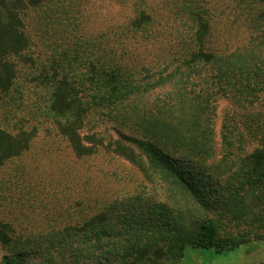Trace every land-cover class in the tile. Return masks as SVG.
Listing matches in <instances>:
<instances>
[{
  "label": "trees",
  "instance_id": "16d2710c",
  "mask_svg": "<svg viewBox=\"0 0 264 264\" xmlns=\"http://www.w3.org/2000/svg\"><path fill=\"white\" fill-rule=\"evenodd\" d=\"M58 2L0 0V93L11 89L18 60L30 48L26 17L31 11L54 7ZM197 20L192 35L194 47L185 51L182 65L193 69L189 74L192 72L200 89L216 88L244 113L223 120L222 148L228 155H234L232 149H241L231 163L227 155L215 161L214 134L206 119L209 96L187 89L184 72L188 69L167 72L166 67L165 72L158 73L156 85L143 83L121 58H116L115 50H106L110 59H102L100 52L106 53L101 47H86L91 55L74 62L84 70L79 84L72 81L74 64L51 68L49 110L57 118V133L76 157L103 149L154 177L169 197L185 201L186 207L193 200L191 205L212 208L206 193L213 179L223 177L221 188L237 225L255 231L250 229L240 237L222 230L215 220L198 216L191 218L190 228H185L180 223L181 212L173 217L163 204L140 209L128 206L118 211L112 208L79 226L37 236L16 234L10 224L0 222V248L7 250L0 264H180L189 249L222 255L249 242L251 239L245 238L249 234L256 241H264V111L245 115L256 107L254 95L263 84L257 78L263 74L248 70L245 57L209 50V26L201 16ZM148 21V16L141 13L129 24V32L146 31ZM155 87L169 89L156 111L146 113L139 108V99ZM102 117L120 126L109 141L87 130L92 118L97 123ZM31 139L28 133L11 134L0 129V167L21 156ZM214 185L220 186L219 182Z\"/></svg>",
  "mask_w": 264,
  "mask_h": 264
},
{
  "label": "rangeland",
  "instance_id": "374dc122",
  "mask_svg": "<svg viewBox=\"0 0 264 264\" xmlns=\"http://www.w3.org/2000/svg\"><path fill=\"white\" fill-rule=\"evenodd\" d=\"M38 10L31 11L26 17L31 45L18 60L15 82L10 90L0 93V129L11 134L24 132L32 137L30 146L21 156L0 167V222L10 224L16 234L37 236L79 226L112 208L118 211L128 206L140 209L150 204H163L173 217L181 212L180 223L185 228H190L191 218L198 216L215 220L222 230L237 236L250 229L255 231V228L237 225L236 215L229 210L226 194L221 188L224 186L221 176L218 180L213 179L206 193L212 208L205 209L196 203L191 205L193 200L188 201L186 207L185 201L169 197L154 177L146 176L136 166L103 149L84 158L76 157L57 133V118L49 110L51 88L48 78L54 65L74 64L78 57L87 60L91 54H87L86 47L98 46L106 53L100 52L102 59L109 58L106 50L113 49L116 58H121L141 82L156 85L158 73L165 72L166 67L167 72L188 69L182 65L183 57L189 47H194L192 35L196 31L197 17L201 16L209 26V50L220 55L233 53L245 57L248 70L263 74L257 78L263 86L259 85V93L254 95L256 107L245 115L263 112L264 2L59 0L54 7L47 5ZM141 13L149 18L146 31L129 32V24ZM72 67L75 69L72 81L79 84L84 70L78 64ZM191 70L184 72L187 89L209 96L206 119L214 134L215 161L217 163L227 155L231 163L240 155L241 149H232L234 155H228L222 148L220 132L224 117H235L243 112L228 97L221 96L216 88L200 89L192 72L189 74ZM168 89L152 88L139 99V108L146 113L156 111V105ZM103 119L94 123L92 118L87 130L91 129L109 141L116 137L115 131L120 126L116 121L105 122ZM125 133L129 132L125 130ZM214 182H219L220 186ZM245 238L251 240L238 248L241 254L251 251V257L264 260V241H256L253 234ZM6 253V249L0 248V258ZM186 254H200L206 262L216 257L212 251L189 249ZM227 258L233 259V253Z\"/></svg>",
  "mask_w": 264,
  "mask_h": 264
},
{
  "label": "flooded vegetation",
  "instance_id": "af4514ba",
  "mask_svg": "<svg viewBox=\"0 0 264 264\" xmlns=\"http://www.w3.org/2000/svg\"><path fill=\"white\" fill-rule=\"evenodd\" d=\"M230 253H233V259L227 258ZM230 253H224L222 255L215 254L216 257L212 258L209 262H206L200 254H189L180 264H264V260L251 257V251L246 254H241L240 249H238Z\"/></svg>",
  "mask_w": 264,
  "mask_h": 264
}]
</instances>
